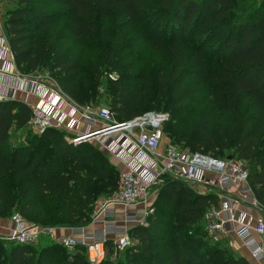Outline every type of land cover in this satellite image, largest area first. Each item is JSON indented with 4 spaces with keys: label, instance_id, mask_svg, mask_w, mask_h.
<instances>
[{
    "label": "trees",
    "instance_id": "1",
    "mask_svg": "<svg viewBox=\"0 0 264 264\" xmlns=\"http://www.w3.org/2000/svg\"><path fill=\"white\" fill-rule=\"evenodd\" d=\"M117 18L124 19V28L131 27L130 40L141 41L165 58L157 93L144 89L148 79L143 70L122 66L119 55L130 46L123 48L119 30L110 31L99 45L101 52L92 67L81 70L79 49ZM3 25L22 74L47 68L63 93L82 106L96 107L104 96L113 122L162 111L150 110L162 105L178 108L191 97L184 84L192 79L208 87L225 115L239 119L247 102L251 113L240 120L234 144L213 131L210 111L197 119L192 136L184 133L181 139L188 151L215 157L234 148L240 159L248 160V182L264 208V0H16L5 10ZM103 73L118 74L100 86ZM161 89L174 95L173 102L166 95L160 98ZM30 114L31 108L22 101H0V215L17 208L27 222L38 226L85 227L99 197L120 189L114 166L97 144L74 145L68 141L70 134L61 130L56 135L53 127L34 133L32 148L15 146L9 151L11 129H25ZM43 143L48 145L41 154ZM163 180V189L176 204L166 225L169 232L135 225L127 233L136 242L115 262L106 256L100 264H249L227 241L218 246L207 236L204 217L216 205L213 194L193 193L182 181ZM2 241L0 264H89L80 245L66 251L49 240L36 250L34 244ZM105 246L108 255L112 239Z\"/></svg>",
    "mask_w": 264,
    "mask_h": 264
},
{
    "label": "built area",
    "instance_id": "2",
    "mask_svg": "<svg viewBox=\"0 0 264 264\" xmlns=\"http://www.w3.org/2000/svg\"><path fill=\"white\" fill-rule=\"evenodd\" d=\"M1 10L2 0L0 15ZM0 52L8 53L10 60H14L4 32L0 35ZM109 77L114 79L116 75L112 73ZM16 80L15 90L37 95L38 102L29 106L31 114L27 127L35 134L50 127L62 129L70 134L68 141L74 145L96 141L105 153L120 163L121 185L118 191L97 205L88 225L99 224L101 228L89 235L84 227L74 229L73 234L56 233L57 228L27 222L15 212L10 217L13 227L5 236L0 235L1 239L17 244H36L42 235H46L69 250L84 246L89 264H100L107 256L105 242L109 235H113V251H122L131 245L128 225L136 223L137 218L135 214L125 212L124 224L120 225L115 217V207L147 205L148 190L168 177L193 184L214 195L216 205L210 207L204 217L209 238L222 240L234 234L250 248L252 259L264 258V208L249 185V168L244 160L162 146L168 112L147 111L125 122H113L105 104L96 107L79 105L49 76L27 77L17 72ZM8 98L11 99L12 95ZM8 98L0 93V101ZM243 205L257 211L252 223L251 217L245 223L239 218V207ZM147 206L146 211H152L150 205ZM146 211L140 220L145 225Z\"/></svg>",
    "mask_w": 264,
    "mask_h": 264
},
{
    "label": "rangeland",
    "instance_id": "3",
    "mask_svg": "<svg viewBox=\"0 0 264 264\" xmlns=\"http://www.w3.org/2000/svg\"><path fill=\"white\" fill-rule=\"evenodd\" d=\"M16 3V0H3L4 9L7 10L11 8ZM56 9L64 10L62 6H55ZM124 21L123 18H117L115 22H110L105 29L102 32H99L98 38L90 40L86 46L82 49H79V51L83 52V62L82 66L80 67L81 70L90 69L92 66H90L91 61L96 58L100 52L101 49L99 48V45L108 38L109 32L113 30V32H117L121 36V42L123 45V48H127L130 46V49H124L119 55V58L124 61L122 66L125 64H131L135 67V72H139L140 70H143V74L147 77L148 83L144 87L148 90V92L151 93H157L159 88V84L157 83V76H162L163 74L161 72V69L164 68L165 58H159L157 55L153 54L146 45H144L141 41L138 40H130L129 33L132 31L131 27H123L122 22ZM64 22V21H63ZM19 70V69H18ZM19 73L20 70H19ZM24 75H27V77H34V76H41V77H48L47 68L43 67L40 68L37 72L33 73H23ZM118 73H116L117 75ZM168 75V74H167ZM112 80V78L109 77V75L103 73L100 77V86L103 84H107L108 81ZM129 84H132L133 81L128 80ZM186 90L188 88L189 92L191 93V97L182 102L181 105L178 108H172L168 107L165 108L164 105H162V108H155L153 107L150 110H162L169 113V122L164 127V140L162 146H174L179 148H184L187 150H191L189 147H186V141H183L181 138L182 136H185L184 133H187V136H192L194 133V128L198 125L197 119L201 117V115L207 111L212 112L213 114V122H212V129L216 133H220L224 137V141H228L230 144H234L239 135V124L240 120H243V115L246 114L247 116L251 113L250 105L246 102L243 104V112L239 116V119L235 118L234 116L225 115L223 112L219 111L220 108L217 105V103L212 99V97L209 94L208 87L203 83L199 82L197 80H190L185 82L184 84ZM102 90L100 89V92ZM102 94V92H101ZM161 96L167 97V101L173 102L174 95L170 92H165L164 89H161ZM94 104V103H92ZM105 104L108 107V104L106 103V98L102 96V101L99 103V105ZM98 105V106H99ZM98 122H96L97 124ZM62 129H57V134ZM264 133V129H263ZM262 133V134H263ZM55 135V136H56ZM112 138H114V135H112ZM36 137L34 133L27 127L25 129L20 130H14L11 129L10 131V137L8 140V150L10 151L15 146H26L28 148H32L35 145ZM92 143L97 144L96 141H92ZM48 143H43L42 145V152L41 154L45 153L46 147ZM98 145V144H97ZM238 146V145H237ZM85 152V151H83ZM103 155L107 158L110 164L114 166L115 169V178L116 182L118 181V184H121V172L122 167L120 163L116 160V158L112 157L111 154L103 153ZM218 156L221 158L224 157H237L238 153L234 152V148H225L222 153H219ZM247 164L248 160L242 159ZM164 180L160 183L155 184L152 186L146 195L147 199V205H150V209L152 211H146V207H148L146 204H135L128 206L123 209L121 207L120 211V219L119 221L120 225H123V215L125 212L135 214V217L137 218V222L134 224L128 225L127 232L129 233V230L131 227L135 225H142L143 227L150 228L154 231H163V232H169L167 230L166 225L171 222V216L176 211V204L175 201H173L170 198L171 193L166 192L163 189ZM183 183L186 185L187 189L190 192L193 193H210L208 190H204L198 186H195L193 184H188L183 181ZM180 184H175V188L178 189ZM111 192L108 190L105 192V194L101 195L99 197V201L97 205L102 202L105 198H107ZM18 211L17 208H14L9 214L0 215V223L6 222L8 223L10 221L11 214ZM148 212V215L146 216L147 225L142 224V215L144 212ZM117 214L118 212L115 211ZM115 214V217L117 218V215ZM26 218V217H25ZM130 226V227H129ZM73 229V228H72ZM7 233H1L0 235H6ZM131 244L135 243V239L129 235ZM1 239V238H0ZM2 242L7 244L9 241L5 239ZM51 240L46 235H42L39 241L34 244L36 250L39 248V246L42 244L43 241H49ZM211 241L214 244H217L218 246H221L224 242L223 240H220L218 238H211ZM83 247V252H85V248ZM64 250L71 251L67 248ZM123 254V251H113L109 250V254L107 255L106 260H110L115 262L119 257H121Z\"/></svg>",
    "mask_w": 264,
    "mask_h": 264
},
{
    "label": "crops",
    "instance_id": "4",
    "mask_svg": "<svg viewBox=\"0 0 264 264\" xmlns=\"http://www.w3.org/2000/svg\"><path fill=\"white\" fill-rule=\"evenodd\" d=\"M5 9L4 4L2 0V10L0 19L2 24L0 25V35L4 32V25H3V19H4ZM17 72L19 73L18 68L15 65L14 60H10V56L8 53L0 52V93L5 95V97H11V99H15L18 101H22L28 106L36 104L37 101V95L34 93H27L26 91L22 89H16L18 82L16 80ZM10 99V98H8ZM116 211L118 212L117 215V222L121 221L120 219V211L121 207L117 206L115 207ZM239 218L245 223L248 222L249 218H252L251 223L257 216V211L253 208L247 207V206H240L239 207ZM13 227V224L9 221L8 223L3 222L0 223V234L1 233H7L11 228ZM85 232L89 235L94 230L100 229L101 226L99 224L95 225H87L84 227ZM56 233H65V234H73L74 228H57ZM113 235H109L108 239H112ZM223 241H227L230 244L231 249L233 250L234 254L236 256H242L244 257L249 264H264V258L262 259H252L250 257V248L247 245H244L242 239H240L238 236L232 234L229 237L222 239Z\"/></svg>",
    "mask_w": 264,
    "mask_h": 264
},
{
    "label": "water",
    "instance_id": "5",
    "mask_svg": "<svg viewBox=\"0 0 264 264\" xmlns=\"http://www.w3.org/2000/svg\"><path fill=\"white\" fill-rule=\"evenodd\" d=\"M150 130V128H148Z\"/></svg>",
    "mask_w": 264,
    "mask_h": 264
}]
</instances>
